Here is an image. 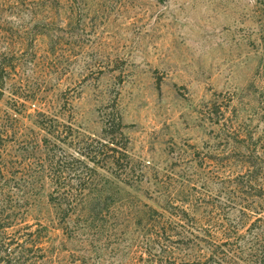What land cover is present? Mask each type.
I'll return each mask as SVG.
<instances>
[{"label":"rangeland","instance_id":"374dc122","mask_svg":"<svg viewBox=\"0 0 264 264\" xmlns=\"http://www.w3.org/2000/svg\"><path fill=\"white\" fill-rule=\"evenodd\" d=\"M0 55L17 136L45 114L99 140L117 110L136 166L100 168L66 220L45 185L38 264H264L260 0H0Z\"/></svg>","mask_w":264,"mask_h":264},{"label":"trees","instance_id":"16d2710c","mask_svg":"<svg viewBox=\"0 0 264 264\" xmlns=\"http://www.w3.org/2000/svg\"><path fill=\"white\" fill-rule=\"evenodd\" d=\"M260 2L264 5V0ZM15 59L0 55L1 93L6 92L7 84L15 86L9 83ZM9 92L14 99L20 97L16 90ZM105 118L103 137L87 141L82 132L60 126L45 114L34 121L39 129L29 130L30 138L19 137L11 116H0V264H38L47 257L41 240L45 226L36 223L33 229L23 218L45 185L50 187L49 202L60 219L66 220L83 210V195L87 189L86 196L94 192L91 187L98 185L100 168L112 165L115 176H125L130 183L136 166L121 114L112 110ZM10 136L17 144L14 149L8 147Z\"/></svg>","mask_w":264,"mask_h":264}]
</instances>
